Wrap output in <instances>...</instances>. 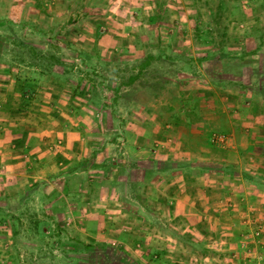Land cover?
Masks as SVG:
<instances>
[{
	"label": "rangeland",
	"instance_id": "rangeland-1",
	"mask_svg": "<svg viewBox=\"0 0 264 264\" xmlns=\"http://www.w3.org/2000/svg\"><path fill=\"white\" fill-rule=\"evenodd\" d=\"M183 8L191 14L188 23L202 30L191 31L194 40L238 59V74H246L248 57L239 58L252 55L251 47L263 35L264 0H0V133L18 124L13 132L30 134L28 146L37 152L35 158H18L11 175L0 168V264H263L264 231L256 215L236 224L249 234L233 245L241 250L236 253L218 244L220 225H207L204 235L196 226L191 235L184 225L155 218L157 210L150 205L138 206L131 187L103 170L83 172L78 179L61 172L71 159L58 155L59 129L77 128L90 146V141L108 144L117 165V158H124L119 144L125 137L124 109L136 111L137 101L150 104L148 95L138 96V88H163L154 78L179 71L152 61L142 78L130 81L151 49L135 50L126 43L145 40L151 47L159 41L158 21L181 30L186 21L176 10ZM180 32L176 40H190ZM135 55L141 59L126 61ZM221 68L224 74L233 70ZM260 71L264 74V67ZM248 75L236 82L222 75L213 82H233L251 92L256 81ZM214 133L223 132L212 130L208 141L220 145L211 143ZM82 158L81 171H86L91 165ZM257 230L262 234L255 236ZM252 244L259 253H250Z\"/></svg>",
	"mask_w": 264,
	"mask_h": 264
},
{
	"label": "crops",
	"instance_id": "crops-1",
	"mask_svg": "<svg viewBox=\"0 0 264 264\" xmlns=\"http://www.w3.org/2000/svg\"><path fill=\"white\" fill-rule=\"evenodd\" d=\"M155 11L158 14L163 12L160 6L155 7ZM176 11L178 16H175L186 21L182 31L176 25L171 28L158 21L155 27L159 41L152 43L151 47L145 40L126 43L128 48L135 50L151 49V54L142 58L139 72L130 81L142 78V73L152 61L167 63L179 71L154 78V81L161 80L163 88L152 91L138 88V96L148 95L150 104L137 101L136 111L130 113L129 107L124 109L126 120L121 122L125 137L119 142L124 158H117V165L108 144L99 147L90 141V146L84 142L77 128L59 129L55 133L62 139L58 155L65 161L71 159V164L67 161L61 172H70L78 179L83 172L103 170L111 175L112 180L131 187L138 206L143 202L156 209L155 218L168 219L172 225H184L191 235H195L196 226H201L198 234L204 235L206 226L216 223L224 230L218 244L224 248L231 246L233 251L239 252V246L234 248L233 245H238L247 233L245 226H236L238 221H242L241 217L256 215L264 231V80H260L264 78L260 71L264 67V29L261 39L251 47L252 55L239 58L248 57L249 70L258 66L256 70L247 72L250 78L254 75L255 90H239L233 82L247 74H238L235 68L242 62L222 57L219 55L222 52L212 51L213 46L207 41L194 40L191 31L200 34L202 30L188 23L191 14L187 8ZM178 32L188 34L190 40H176ZM153 50H158V56H154ZM138 58L141 59L135 55L125 59L138 61ZM181 65L184 66L182 70ZM222 65L233 66L232 72L224 74ZM221 74L233 82L217 85L213 80L221 79ZM257 83L258 88L255 86ZM181 87L187 90L182 91ZM10 90H13V85ZM17 125L14 123L10 129L0 133V168L9 175L19 166L18 158L37 155L36 148L28 146L32 138L30 134L13 132L12 127ZM212 130L223 132L228 137L227 141L217 146L210 145L208 137ZM82 157H87L86 164L91 165L86 171H81ZM95 175L97 173L88 176ZM148 177H151L149 181ZM127 200L132 201V198ZM262 238L264 241V235ZM249 247L251 254L260 250L253 244Z\"/></svg>",
	"mask_w": 264,
	"mask_h": 264
},
{
	"label": "built area",
	"instance_id": "built-area-1",
	"mask_svg": "<svg viewBox=\"0 0 264 264\" xmlns=\"http://www.w3.org/2000/svg\"><path fill=\"white\" fill-rule=\"evenodd\" d=\"M227 136L223 133H214V134H211L210 136V141L211 143H216V144H224L226 141H227ZM260 232L261 230H257L255 232V236H259L260 235ZM262 234V232H261Z\"/></svg>",
	"mask_w": 264,
	"mask_h": 264
},
{
	"label": "trees",
	"instance_id": "trees-1",
	"mask_svg": "<svg viewBox=\"0 0 264 264\" xmlns=\"http://www.w3.org/2000/svg\"><path fill=\"white\" fill-rule=\"evenodd\" d=\"M23 88H21V90H22Z\"/></svg>",
	"mask_w": 264,
	"mask_h": 264
}]
</instances>
